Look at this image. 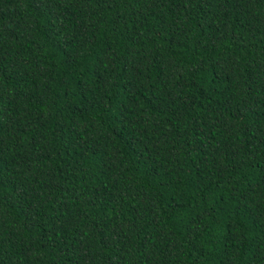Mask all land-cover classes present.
<instances>
[{
    "label": "trees",
    "instance_id": "16d2710c",
    "mask_svg": "<svg viewBox=\"0 0 264 264\" xmlns=\"http://www.w3.org/2000/svg\"><path fill=\"white\" fill-rule=\"evenodd\" d=\"M0 264H264V0H0Z\"/></svg>",
    "mask_w": 264,
    "mask_h": 264
}]
</instances>
